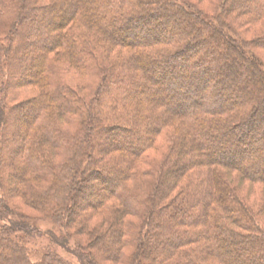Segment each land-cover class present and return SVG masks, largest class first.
I'll use <instances>...</instances> for the list:
<instances>
[{"label":"trees","instance_id":"1","mask_svg":"<svg viewBox=\"0 0 264 264\" xmlns=\"http://www.w3.org/2000/svg\"><path fill=\"white\" fill-rule=\"evenodd\" d=\"M212 2L214 15L190 0H0V264H72L30 258L17 234L37 227L14 193L63 228L59 244L82 239L79 264H264V0ZM255 24L252 40L238 30ZM237 78L251 87L223 90ZM88 174L102 194L72 210Z\"/></svg>","mask_w":264,"mask_h":264},{"label":"rangeland","instance_id":"2","mask_svg":"<svg viewBox=\"0 0 264 264\" xmlns=\"http://www.w3.org/2000/svg\"><path fill=\"white\" fill-rule=\"evenodd\" d=\"M193 3H196L199 8H201L202 10H205L206 12H209L211 15L215 14V11H213V0H190ZM151 14L155 13V11L150 12ZM165 14L169 15L167 12H164ZM179 23V25L182 28H186V24H184L183 22H176V21H172L171 17L167 20V27L171 28L173 26H177ZM140 24V23H139ZM142 26H145V24H140ZM140 28H143L141 26H138ZM263 26L262 25H251L248 28L244 27V29H238L239 32L241 33V35L246 38V39H250L252 40L254 37L259 36V33L263 30L262 29ZM128 30L131 33L136 34L138 32L139 33V28L137 29L136 27H128ZM142 30H145V28H143ZM203 38H205L206 40L209 38L207 35H203ZM127 41H131V38L126 37ZM208 45V46H207ZM200 47L199 49H203L204 44L202 42L198 43V46ZM196 47V48H197ZM195 48V51H198ZM208 50H210V52H212L213 54L215 53L216 50H218V54L222 55V56H226V51L223 48H219L216 47L212 41H209L208 44H206V47ZM25 49L23 47L19 48V51L17 53V58L20 59L21 57H24V51ZM254 51L256 52V54L264 61V45L263 46H258V48H255ZM34 53L38 54L39 52L35 51ZM217 53V52H216ZM26 58H28V56H26ZM227 59V58H226ZM30 60V59H29ZM239 62L241 63V69L242 71H244V74L248 73V70L246 68V65H243L244 62H242L241 60H239ZM219 63L221 64V61H219ZM28 65V63H27ZM22 66V65H21ZM24 66H26L24 64ZM240 66H237V68H239ZM222 67V66H221ZM188 69V68H187ZM186 69V70H187ZM244 69V70H243ZM223 72H225L223 70ZM22 76L19 75L18 73L15 72L14 74V80L21 78ZM195 77L194 75L191 76V79L193 80ZM177 80V78H174V80ZM187 79V78H186ZM233 79V78H231ZM246 79V77H245ZM244 78L239 79L237 78L236 80H234L233 82L231 80L228 79V85L223 86V90H230V89H235V87H239L240 84H245L247 85V88H250V83L246 82ZM156 80L157 82H170L169 79L167 80V76H158L156 75ZM195 80V79H194ZM214 81L213 84H216V81H220L219 77L216 76L213 79ZM184 81V80H183ZM186 82V81H184ZM254 82L256 83V79L254 80ZM212 86V85H211ZM187 85H183L179 87V91L183 92L185 95H189V91H187ZM26 88L22 89L20 91V93H18L19 95L16 96V100L13 99V101L11 103L14 102H19L27 97H29L28 95V91L25 90ZM9 92V91H8ZM229 92V91H228ZM179 94L178 93H174L171 95H166L163 98L166 99V101L170 102V100H178L177 96ZM10 96H7V99L9 100ZM20 111V110H19ZM29 110H21L20 112H15L11 115H9V123H10V127L8 130V135H7V150L5 152V154L3 155V164L4 167H6L7 169L10 168V164L13 161L11 159V156L15 150L14 148V144L16 143V140L14 139V133H16L17 131V118L20 116V114H23V116L29 114ZM21 118V116H20ZM126 135V134H125ZM124 137V134H122V136H118L116 134H112L110 136H108V140H118L119 138ZM261 154L259 147L256 146V149L251 150V152H248V155L251 157L256 158L257 155ZM251 162H255V160L251 161ZM3 167V168H4ZM100 170L104 172L105 170V166L101 165L99 166ZM87 175V174H86ZM89 175V174H88ZM89 182V183H88ZM86 184H91V188L88 189L87 187L85 189H83V195L86 194L88 196H86L84 199L82 197L79 198V202H77L75 205H73V209L72 210H77L80 209L81 207L86 205V200L87 198H92V196L94 197H99L102 194V186L100 184V180L97 179L95 176H88L87 177V181L83 182V186H85ZM15 194V193H14ZM11 195V198H9L6 202L11 205L13 208L17 209V211L19 213H21L22 215H24L25 217H27V219L32 223V225L37 227V232L33 233V234H23V233H18L17 237L18 239L25 244L29 256L32 260L37 261L38 259L42 258V256L45 253H54L57 254L59 257H61L64 260H67L69 262H71L72 264H79V260L77 259V257L73 254V252H71L69 249H72L74 247V240L75 239H79L82 240L80 237H77L76 235H73L74 237L71 239H68L67 242L65 244H59V242H57V239L59 240H63L64 238L66 239V234L65 231L63 230V228H61L59 225L52 223L51 221L42 218V214H39L35 211H33L32 209L28 208L27 206L23 205L20 200L15 196V195ZM2 196V191L0 190V197ZM13 196V197H12ZM85 200V201H84ZM14 217V215L12 216V218ZM73 234V233H72ZM77 237V238H76ZM62 238V239H61ZM56 239V240H55ZM101 264H119L116 262H107V261H102L100 260Z\"/></svg>","mask_w":264,"mask_h":264}]
</instances>
